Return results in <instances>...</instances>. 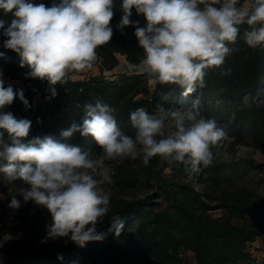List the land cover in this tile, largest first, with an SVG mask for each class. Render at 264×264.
I'll list each match as a JSON object with an SVG mask.
<instances>
[{
    "label": "clouds",
    "instance_id": "1",
    "mask_svg": "<svg viewBox=\"0 0 264 264\" xmlns=\"http://www.w3.org/2000/svg\"><path fill=\"white\" fill-rule=\"evenodd\" d=\"M0 10L13 17L10 24L0 19L3 47L20 57V67L28 68L26 78L47 81L51 98L57 95V84L68 82L69 73L93 67L97 48L114 34L115 0H52L50 6L36 0H0ZM119 11L117 28L134 27L143 50L140 65L131 67L147 74L149 83L177 86L184 97L206 86L208 70L224 65L232 52L228 45L238 38L264 50V0H120ZM134 12L143 16L144 26L131 19ZM17 96L27 110L23 90L5 87L0 72V110ZM83 108L82 124L73 122L60 137L68 140L77 132L90 137L108 159L142 158L147 166L161 157L196 175L212 164L211 148L227 136L214 118L201 114L198 98L182 108L158 105L152 113L137 108L130 113L134 136L121 131L115 110L100 99ZM30 129L29 119L0 111V174L9 183L21 182L8 207H21L19 195L24 203L32 201L48 211L51 221L42 243L67 238L84 247L103 240L106 233L98 225L111 204L101 186L105 180L94 175L98 161L90 150L52 135L26 141ZM123 227L120 216H111L107 233L119 236Z\"/></svg>",
    "mask_w": 264,
    "mask_h": 264
},
{
    "label": "trees",
    "instance_id": "2",
    "mask_svg": "<svg viewBox=\"0 0 264 264\" xmlns=\"http://www.w3.org/2000/svg\"><path fill=\"white\" fill-rule=\"evenodd\" d=\"M36 2L50 6L52 0ZM119 3L120 0H115L113 37L96 50L94 64L100 72L82 78L72 77L76 71L69 73L65 85L55 86L54 98L47 81L26 78L28 68H21L20 57L3 47L6 37L0 30V53L4 54L0 56V68L7 77L19 79L5 82V87L22 89L30 105L25 110L17 96L0 111L31 121L26 141L52 135L61 142L99 153L102 149L79 132L68 140L60 137V131L73 122L82 124L84 104H94L100 99L115 110L113 114L121 131L133 135L130 113L137 108L152 113L158 105L182 108L198 98L207 118L229 124L228 129H234L240 139L249 138L264 155V50L252 49L238 38L228 45L232 52L224 65L208 70L206 86L187 97L181 96L175 85L151 86L147 74L138 67L109 77L105 71H113L121 56L137 66L143 58L134 27L127 26L122 31L117 28L122 15ZM0 19L10 24L13 17L0 10ZM131 19L139 20L141 26L146 23L135 12ZM245 27H241V35ZM165 95L170 98L164 99ZM168 167L169 173L165 172ZM256 168L260 171L262 188L247 185L246 164L240 162L213 161L199 174H189L192 177L189 178L184 175L182 165L161 157L152 158L147 166L142 158H128L101 185L111 204L109 215L98 225V231L106 233L103 240L88 242L84 247L72 242L54 247L35 245L23 253L3 257L0 264H187L184 251L193 253L196 264H264L250 250L256 238L264 237V162ZM11 184L0 174V191ZM144 184L153 187V192L139 197L136 192ZM115 215L124 220L119 236L107 233L111 216ZM50 221L46 209L32 201L22 202L16 214L1 225L0 236L44 228Z\"/></svg>",
    "mask_w": 264,
    "mask_h": 264
},
{
    "label": "rangeland",
    "instance_id": "3",
    "mask_svg": "<svg viewBox=\"0 0 264 264\" xmlns=\"http://www.w3.org/2000/svg\"><path fill=\"white\" fill-rule=\"evenodd\" d=\"M120 64L113 71H105L106 75L120 74L127 71H131L130 63L124 62V56L120 57ZM0 72H2L0 68ZM100 72L97 65H93L91 69H86L80 71L77 74H73V78H82L87 77L92 74H98ZM3 79L7 82H19V79L7 77L3 73ZM150 79V77H148ZM151 86H154V83H149ZM264 104V95L262 98ZM200 106L201 114L206 117V110L203 105ZM180 108V107H178ZM219 126H222L227 131L226 138L222 139L217 145L211 148L213 153V161H230L234 163L246 164V173L244 175V181L247 182V185L253 187L262 188L259 183L260 171L257 170L256 165L264 162V155L252 145V141L249 138L240 139L236 134L234 129H228L229 124L221 122L219 119H215ZM170 130L172 129V122H167ZM134 136V134L132 135ZM91 156L93 159L98 161L97 172L94 174L96 178L102 180H109L112 173L115 171L117 165L128 159L127 157H120L116 159H108L104 154L103 150L99 153H92ZM165 172L169 173L170 168H166ZM106 174V179H105ZM184 175L192 178L189 173H184ZM21 187V182L12 183L9 188L5 191H0V194H3L4 198H0V227L4 222H8L17 212V210L10 209L8 204L10 203V195L17 194V188ZM153 192V187H150L148 184H144L141 189L136 192V195L143 197ZM17 199L23 202L22 196L17 195ZM219 214V212H217ZM46 236L45 226L44 228H38L23 232H17L14 234H3L0 236V259L5 256L12 254H19L25 252L29 248H33L35 245H44L49 247L58 246L61 244L68 243L70 241L67 238H60L57 240H48L46 243H42ZM250 250L257 257V259L264 263V237L256 238L250 245ZM183 256L187 264H196L193 253L190 251H184ZM149 264H155L153 262Z\"/></svg>",
    "mask_w": 264,
    "mask_h": 264
},
{
    "label": "crops",
    "instance_id": "4",
    "mask_svg": "<svg viewBox=\"0 0 264 264\" xmlns=\"http://www.w3.org/2000/svg\"><path fill=\"white\" fill-rule=\"evenodd\" d=\"M124 62H126V63H128L127 61H126V59H124ZM130 66V69H131V71H133V69H134V67H131V65H129ZM139 68V67H138ZM156 83H154V85H155Z\"/></svg>",
    "mask_w": 264,
    "mask_h": 264
}]
</instances>
